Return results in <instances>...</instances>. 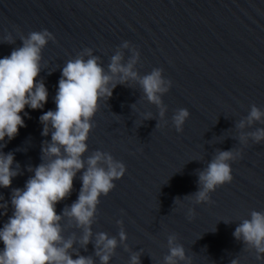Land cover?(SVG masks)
Returning a JSON list of instances; mask_svg holds the SVG:
<instances>
[{
	"label": "water",
	"instance_id": "1",
	"mask_svg": "<svg viewBox=\"0 0 264 264\" xmlns=\"http://www.w3.org/2000/svg\"><path fill=\"white\" fill-rule=\"evenodd\" d=\"M44 29L56 37L42 50L40 78L48 88V101L42 109L26 107V126L14 139L0 141L6 143L5 153L14 152L21 169L10 187H0V196L10 202L12 189L23 188L34 174L28 166L42 162V142L51 136L41 134L39 117L56 107L64 64L91 47L107 69L117 46L131 41L141 53L136 66L141 75L159 67L173 82L163 96L168 124L156 127L158 108L143 98L138 83L117 85L107 103L101 101L86 155L96 149L110 152L127 171L101 196L93 232L118 238L116 221L122 219L131 251H143L142 264H163L172 233L192 264H230L236 257L238 264H264L233 236L251 210L264 211V142L250 139L243 146L235 128L252 104L264 110V0H0V58L22 46L21 36ZM9 33L15 44L4 42ZM178 108L190 111L183 132L171 122ZM148 112L153 119H145ZM258 127L264 124L257 122L245 131ZM233 147L243 148V157L232 162L233 180L211 193L213 203L183 198L198 190L197 172L216 150ZM79 176L71 195L57 204L58 213L78 198ZM178 196L182 200L174 203ZM191 207L193 219L187 215ZM11 214L9 203L0 227ZM73 231L79 236L80 230L72 227L64 234ZM80 251L93 255L94 245ZM131 251L121 244L110 264H129Z\"/></svg>",
	"mask_w": 264,
	"mask_h": 264
},
{
	"label": "clouds",
	"instance_id": "2",
	"mask_svg": "<svg viewBox=\"0 0 264 264\" xmlns=\"http://www.w3.org/2000/svg\"><path fill=\"white\" fill-rule=\"evenodd\" d=\"M3 39L9 44L16 43L11 33ZM50 40L55 41L56 37L48 29L32 31L21 36L22 46L0 58V141L6 137L14 139L19 129L26 126L22 115H28L26 107L42 109L48 101L49 91L40 73L42 50ZM125 50L129 53L127 59ZM140 59L138 47L126 40L117 46L107 69L91 47L84 48L64 64L54 97L56 107L39 117L43 125L41 134L51 136L42 142V162L28 166V171L34 174L23 188L12 189L10 202L0 196V215H7L9 203L12 208V214L0 227L3 242L0 264H96V258L100 264H110L121 244L125 251H131L122 219L116 221L120 226L118 238L104 231L93 232L101 196H107L116 187L114 181L125 175L127 165L110 152L96 149L90 155L86 153L93 118L100 110L101 101L107 103L117 85L138 83L143 98L158 108L156 127L168 124V106L163 96L173 82L159 67L141 75L136 69ZM189 117L187 108L175 110L171 122L177 132L184 131ZM153 118L151 112L145 114L146 120ZM257 122L264 124V110L252 104L248 114L235 124L241 145L247 146L250 139L256 144L264 142V127L245 131ZM4 147L6 143L0 144V187L8 188L21 169L14 152L5 153ZM242 157L243 148L217 149L206 167L197 172L198 190L183 198L194 204L213 203L211 193L233 180L232 162ZM78 173L82 181L78 198L58 213L56 206L71 195ZM180 200L178 196L174 203ZM195 214L194 207L188 209L189 219ZM249 216L238 223L233 236L243 242V250L253 252L257 260L264 261V211L253 209ZM66 227L79 229V236L74 231L65 236ZM90 243L94 245V254H81L80 249L86 251ZM167 246L169 251L163 264H192V257L178 243L177 234L168 235ZM142 254V249L131 251L129 264H142ZM238 259H232L230 264H238Z\"/></svg>",
	"mask_w": 264,
	"mask_h": 264
}]
</instances>
